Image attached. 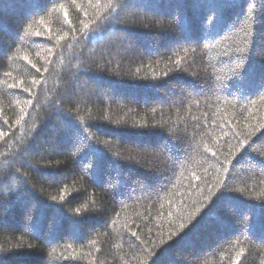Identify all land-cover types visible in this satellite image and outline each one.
Returning a JSON list of instances; mask_svg holds the SVG:
<instances>
[{
  "label": "trees",
  "instance_id": "trees-1",
  "mask_svg": "<svg viewBox=\"0 0 264 264\" xmlns=\"http://www.w3.org/2000/svg\"><path fill=\"white\" fill-rule=\"evenodd\" d=\"M0 264H264V0H0Z\"/></svg>",
  "mask_w": 264,
  "mask_h": 264
},
{
  "label": "snow or ice",
  "instance_id": "snow-or-ice-1",
  "mask_svg": "<svg viewBox=\"0 0 264 264\" xmlns=\"http://www.w3.org/2000/svg\"><path fill=\"white\" fill-rule=\"evenodd\" d=\"M239 51H242V49H238Z\"/></svg>",
  "mask_w": 264,
  "mask_h": 264
}]
</instances>
